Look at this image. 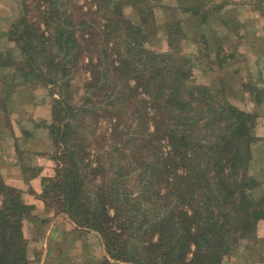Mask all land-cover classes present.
I'll return each mask as SVG.
<instances>
[{"label":"trees","instance_id":"16d2710c","mask_svg":"<svg viewBox=\"0 0 264 264\" xmlns=\"http://www.w3.org/2000/svg\"><path fill=\"white\" fill-rule=\"evenodd\" d=\"M36 1L37 19L27 24L22 12L11 23L15 48L0 53V80L5 96L30 84L50 92L47 118L32 124L63 162L41 191L28 188L99 233L113 259L221 264L264 220V192L248 171L256 116L233 107L223 86L190 81L195 56L145 48L157 23L144 0ZM220 50L201 57L223 66ZM25 196L0 176V264H30L23 222L37 206Z\"/></svg>","mask_w":264,"mask_h":264},{"label":"rangeland","instance_id":"374dc122","mask_svg":"<svg viewBox=\"0 0 264 264\" xmlns=\"http://www.w3.org/2000/svg\"><path fill=\"white\" fill-rule=\"evenodd\" d=\"M70 1H73L72 4L78 1L79 5L85 3V6L89 8V5L93 6V4H88V2H92L90 0ZM220 1L144 0L145 16L149 19V8L151 7L157 23L155 30H153L154 33L152 35L148 33L144 44L145 48L156 53H165L171 50L176 57L186 54L191 57L195 56L198 65L193 67L190 81L196 86L202 87L206 85L223 86L225 95L232 106L247 112L249 106L255 103L252 101L257 99L258 73L254 62L259 56L264 55V52L257 51L259 48L264 51V4L246 5L242 0H233L231 5H225L221 4ZM36 3V0H0V53L15 48L14 42L8 40V30L11 23L22 12L27 24H30V20L37 19V12L33 13L35 16H32L33 5ZM24 4L28 6L26 9L28 12L24 10L26 7ZM84 9L86 8L84 7ZM226 14L229 15L227 22L224 21ZM123 15L131 21H136L135 15L137 16V13L134 14V10L130 6L124 7ZM193 15H197L198 18H194ZM200 17L202 19H199ZM166 29L173 31L169 34L171 40L172 36H175L172 42L169 41L165 33ZM204 37L208 42L207 47L201 43ZM220 48V57L226 56L223 66L217 64V59H211L210 64H207L208 61L201 57V54L206 51L214 52ZM109 52L112 54V49ZM80 78H76V82L74 81L77 85L76 93L79 92V94L83 92ZM29 86L30 89L23 91H20L18 87H11L7 92L9 95L5 96V89L0 80V127L2 129L0 131V158L9 163L18 159L19 166L21 162L27 164L25 167L27 172L24 174L15 173L12 166L0 167V176L2 178L18 177L15 180L18 183L23 180L27 181L32 173L39 170L41 166L48 165L53 171V176L55 173L54 166L63 162L61 157L60 160L58 159L59 151L51 145L47 131L32 124L33 122H44L47 118L50 92L38 84L33 86L30 84ZM3 108L7 114L2 111ZM104 123L106 126L109 125V122L103 120L102 124ZM12 144H15L17 148L16 155L12 149ZM250 152L251 158L257 155V143L253 151ZM19 169L21 170V168ZM11 180L14 181V178L11 177ZM136 185V182L132 180L131 189L135 190ZM21 190L26 194L25 199L28 202L41 205L42 201L37 198V193H33L28 186ZM261 191L264 192V190ZM58 208L52 206L46 213L36 208L33 213L36 216L34 217L36 218L35 221H41L43 224L38 225L35 230L31 221L26 219L24 225L26 236L31 237V235L45 236L46 229L49 227L46 225V221H58L60 223L59 227L50 233L52 234L53 246L58 249L59 253L58 256L56 254L52 256L54 260L51 264H136L113 259L99 233L77 225L76 221ZM49 212L50 215L48 216ZM69 221L73 223L72 229L66 225V222ZM35 231L38 233H32ZM146 231L149 235L148 228ZM260 237L264 238V220L259 221L254 237L240 240L230 254H234L235 251L239 252L240 249L247 247L249 243H253ZM25 241L27 240L25 239Z\"/></svg>","mask_w":264,"mask_h":264},{"label":"crops","instance_id":"0c3cea01","mask_svg":"<svg viewBox=\"0 0 264 264\" xmlns=\"http://www.w3.org/2000/svg\"><path fill=\"white\" fill-rule=\"evenodd\" d=\"M242 2L246 5L249 4H257L261 5L264 4V0H242ZM221 4L225 5H231L233 3V0H221ZM235 3V1H234ZM264 13V10H263ZM228 14H226L225 20H229ZM194 18H198L197 15H193ZM199 19H202L201 17ZM198 19V20H199ZM214 19V18H213ZM264 32V30H263ZM260 50V48H259ZM258 52L263 53V49ZM230 59V58H229ZM255 67H257V73H258V83H257V99H254L255 102L251 106H249V112L253 113L256 116V124L253 127L252 134L253 137H255V140L253 141L251 145V150L253 151V148L255 147V144L257 143V155L251 158L249 165H248V171L250 175H252L254 178H256L260 182V190H264V55L254 62ZM245 81L243 82V84ZM248 84V83H247ZM255 93V92H254ZM253 99V98H252ZM0 131H2L0 127ZM38 142L37 140H35ZM39 143V142H38ZM12 149L15 152L17 148L15 147V144H12ZM1 150V149H0ZM0 167L7 168L6 166H12L14 167V172H21L19 169V161L16 159L12 163H9L3 158H0ZM22 173V172H21ZM52 169L47 166H41L39 168V172L36 176L29 178L27 181L23 180L21 183L16 182L15 180L18 179V177L11 176L14 178V181L11 180V177H5L3 178L4 182L17 187L19 189H25V187H31L34 192L40 191V180L42 177H48L52 176ZM37 209L44 211L45 213L49 211L48 208H44L43 206L36 204ZM50 215V212L48 216ZM35 214L33 218L30 220L31 224L33 225V228L36 230L38 228V225H41V221L36 222ZM46 217V216H44ZM26 220L23 222V234L24 238L27 240V250H28V258L30 264H51V262L54 260L52 259V256L56 254L59 255L58 249L53 246L52 243V231L55 230L57 227H59L60 223L58 221H46V225L49 227L46 229L45 236H33L31 237L26 236L25 228ZM43 224V223H42ZM66 225L72 229L73 223L72 222H66ZM85 232V231H84ZM32 233H38V231L32 232ZM49 234V236H48ZM35 235V234H34ZM246 243V242H244ZM52 259V260H51ZM51 260V261H50ZM226 264L229 262V264H264V238L260 237L257 240H255L253 243H249L247 247L240 249L239 252H236L234 254H230L229 256H225L222 260L221 264Z\"/></svg>","mask_w":264,"mask_h":264}]
</instances>
